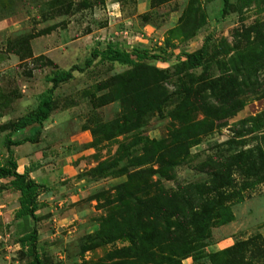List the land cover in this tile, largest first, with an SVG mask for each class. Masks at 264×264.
<instances>
[{
    "label": "rangeland",
    "instance_id": "1",
    "mask_svg": "<svg viewBox=\"0 0 264 264\" xmlns=\"http://www.w3.org/2000/svg\"><path fill=\"white\" fill-rule=\"evenodd\" d=\"M223 7L224 0H0L1 164L8 160L6 142L12 137V126L36 110L54 74L74 65L83 67L96 47L115 42L126 49L138 45L136 36L147 39L144 45L155 57L131 65L98 58L91 68L75 72L56 88L47 120L19 135L31 140L22 147L25 163L43 187L36 225L44 264H111L106 256L130 243L126 239L107 242L100 228L103 219L125 206L126 189L144 196L148 183L170 191L201 183L208 179L209 158L264 148L263 127L255 134L231 132L238 122L264 112V97L250 92L264 84V62L247 65L249 78L240 69L246 65L248 45L256 38L254 27L264 22V0H230L225 12ZM207 39L203 66L190 68L186 55L199 50ZM141 64L151 69L150 74L163 77L166 99L158 110L137 114L128 102L125 83ZM221 78L227 85H236V94L248 93L243 108L213 119V131L183 153L178 165L158 173L159 165L149 159L152 152L147 149L153 147L148 142L185 126L174 115L187 88L199 79ZM244 84L251 87L244 89ZM210 100L213 106L220 105ZM194 116L197 121L209 120ZM187 120L192 124L191 117ZM31 155L35 158H28ZM101 164H106V170L98 173ZM134 172H143L139 181L122 189ZM235 178L243 188L247 178ZM5 183H0V197L7 189ZM18 200L15 192L0 199V264L27 261L19 231L6 227L16 222ZM220 215L203 252L182 264H209V254L250 237L264 241V182L242 190L239 200ZM260 261L254 258L250 263Z\"/></svg>",
    "mask_w": 264,
    "mask_h": 264
},
{
    "label": "trees",
    "instance_id": "2",
    "mask_svg": "<svg viewBox=\"0 0 264 264\" xmlns=\"http://www.w3.org/2000/svg\"><path fill=\"white\" fill-rule=\"evenodd\" d=\"M229 1L224 0L223 12L229 6ZM254 32L256 38L248 45L246 65L240 68L243 76L246 74L248 78L250 77L248 66L264 62V22L254 27ZM208 42V39L205 40L199 50L186 55L190 68L203 66ZM98 58L110 63L131 65L136 64V60L155 57L150 55L148 47L126 49L121 42L111 43L104 48H94L83 67L74 65L49 79L52 86L48 93L42 97L36 110L14 123L12 137L6 142L8 160L0 163V179L6 182L4 185L7 187L6 190L12 189L19 194V208L13 218L16 222L13 223H16V230L20 233L21 247L26 251V264H44L38 249L39 231L36 225L39 219V196L43 187L29 177V172L22 174L18 172L19 165L12 149L13 146L31 140L26 137L13 141V138L22 135L29 127L47 120L53 109V92L56 88L70 81L75 72L83 73L91 68ZM150 71L149 67L141 64L137 67L134 77L125 83L128 102L135 110L134 113L158 110L166 99H163V77L158 72L150 74ZM226 83L228 81L225 78L208 82L199 79L196 86L184 91L185 96L175 110L174 119L181 121L185 126L172 130L166 138L148 142L149 147H153L147 149L152 152L149 159L159 165L158 173H164L165 167L168 170L172 165H178L183 153H188L191 147L197 145L201 136L213 131V119L234 114L243 108L245 102L243 98L248 93L236 94L234 92L236 85ZM242 86L244 89L251 87L250 84ZM261 86L250 89V92H254V95L261 93L260 95L264 97V84ZM237 87L241 90V86ZM208 93L212 96H208ZM210 98L220 105L213 106ZM138 100H142L143 104L138 106ZM195 113L209 120L197 121ZM188 117L193 119L192 124H189ZM261 127L264 129V112L238 122L232 127L231 132L234 135L255 134ZM260 133V139L264 142V131ZM123 145L120 149H123ZM219 158L208 159L205 165L208 179L204 182L192 183L171 191L148 183L145 184L148 187L145 192L148 193L144 196L129 193V188L126 189L125 206L103 219L100 233L107 242L126 239L130 245L112 251L105 259L113 261L111 264H182L184 259L195 257L196 253L201 254L207 246L205 241L209 238L210 229L221 218L220 214L224 208L239 200L242 190L246 191L264 182L263 147L236 151ZM104 165L98 167V173L105 172ZM142 173L131 174L130 181L122 189L139 181ZM236 176L247 178L243 188H240ZM152 189L153 192L150 191ZM9 228L10 225L7 229ZM254 258L260 259V263L264 264V241L260 236L250 237L219 253L209 254L208 263L254 264L250 263Z\"/></svg>",
    "mask_w": 264,
    "mask_h": 264
},
{
    "label": "crops",
    "instance_id": "3",
    "mask_svg": "<svg viewBox=\"0 0 264 264\" xmlns=\"http://www.w3.org/2000/svg\"><path fill=\"white\" fill-rule=\"evenodd\" d=\"M126 33V32H125ZM127 36V35H126ZM125 38H127V37H125ZM143 38V37H142ZM140 38V37H138V36H136L135 38H134V42H139V43H137L138 45H133L132 43V46H130V47H139V48H146V46L147 45H144V44H147L146 43V38ZM128 39V38H127ZM138 40V41H137ZM21 138L18 136V137H16V138H13V141H16V140H20ZM23 146H25V144H22V145H19V146H13L12 147V149H13V151H14V156H15V158L17 159V162H18V165H19V167H18V172L19 173H25L26 171L27 172H29V177L30 178H32V179H34L35 181H36V178L34 177L35 175H34V173L32 172V171H30V167L25 163L26 162V160H27V156H26V154H25V151H24V147ZM23 147V148H22ZM28 158H35L34 157V155H31V156H29ZM21 164H23V166L21 165ZM26 165H27V167H26ZM20 168H23V171H21V169ZM1 182H3V180H1L0 179V183ZM37 183H39L38 181H36ZM39 184H41V183H39ZM7 192H14V191H12V189H10V190H4V191H2L1 193L2 194H4L2 197H0V199L1 198H3L4 196H6L7 195ZM16 194H17V196H19V194L17 193V192H15ZM9 216V215H8ZM10 216H11V214H10ZM6 227H8V225H6ZM16 229V223H10V228L9 229Z\"/></svg>",
    "mask_w": 264,
    "mask_h": 264
}]
</instances>
